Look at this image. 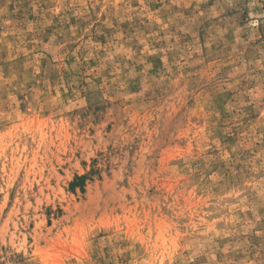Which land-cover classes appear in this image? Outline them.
Instances as JSON below:
<instances>
[{"label":"rangeland","instance_id":"1","mask_svg":"<svg viewBox=\"0 0 264 264\" xmlns=\"http://www.w3.org/2000/svg\"><path fill=\"white\" fill-rule=\"evenodd\" d=\"M0 264H264V0H0Z\"/></svg>","mask_w":264,"mask_h":264},{"label":"trees","instance_id":"2","mask_svg":"<svg viewBox=\"0 0 264 264\" xmlns=\"http://www.w3.org/2000/svg\"><path fill=\"white\" fill-rule=\"evenodd\" d=\"M80 180L82 181V178H77L76 181H80ZM76 184H77L76 182L72 183L71 185L72 189L76 186Z\"/></svg>","mask_w":264,"mask_h":264}]
</instances>
